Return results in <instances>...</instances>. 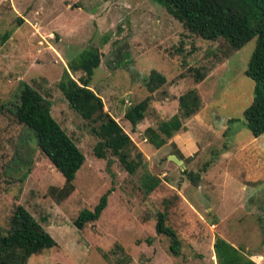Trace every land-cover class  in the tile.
I'll list each match as a JSON object with an SVG mask.
<instances>
[{
  "label": "rangeland",
  "instance_id": "1",
  "mask_svg": "<svg viewBox=\"0 0 264 264\" xmlns=\"http://www.w3.org/2000/svg\"><path fill=\"white\" fill-rule=\"evenodd\" d=\"M255 42L232 50L223 39L203 40L152 0H0V234L19 205L56 244L26 264H216L215 238L264 264V133L253 138L241 116L252 100L254 84L244 71ZM87 49L100 54L88 88L131 140L129 157L139 161L132 174L109 151L95 157L94 125L57 88L67 63ZM151 71L165 82L148 93ZM24 86L49 103L51 117L84 156L66 197L34 132L12 115ZM189 90L199 98L198 111L167 140L197 145L193 158L180 154L181 170L167 159L175 145L154 149L144 130L177 114L178 97ZM145 98L144 117L132 130L123 114ZM182 171L197 173L198 186ZM145 174L161 180L149 194L141 185ZM107 190L99 218L76 229L78 214ZM178 193L193 210L176 202ZM162 211L180 241L178 256L154 233L153 215Z\"/></svg>",
  "mask_w": 264,
  "mask_h": 264
},
{
  "label": "trees",
  "instance_id": "2",
  "mask_svg": "<svg viewBox=\"0 0 264 264\" xmlns=\"http://www.w3.org/2000/svg\"><path fill=\"white\" fill-rule=\"evenodd\" d=\"M108 1V0H102ZM161 6L174 20L179 22L184 31L203 40L223 39L230 49L237 50L249 40L255 38V47L248 60L244 75L253 82L252 100L242 111V124L253 138L264 133V0H152ZM7 35H4V38ZM100 62V54L95 49L82 51L74 60L69 61L57 83V88L69 107L83 120L94 125L93 134L98 141L93 154L98 159L105 157V151L115 156L128 174L139 166V161L129 157V150L134 147L121 127L103 111L101 99L88 88V84ZM80 73L74 80L72 74ZM196 80L202 77L196 71ZM165 82L163 76L151 71L145 80L148 93ZM148 98L130 106L123 118L133 130L140 123L146 111ZM178 113L166 121H161L155 128L144 130L146 142L154 149L162 147L177 132L184 130L183 120L196 114L199 98L195 90H189L178 97ZM50 105L27 86L18 95V102L12 107L16 122L34 132L36 145L40 153L49 161L54 170L64 180L62 197L73 190L75 173L84 162V156L65 131L51 117ZM174 155L181 159L178 151ZM137 159L141 154L135 155ZM206 167V165H204ZM27 173L24 174V176ZM193 187L198 186L199 175L182 171ZM146 194L152 192L161 180L145 174L141 181ZM110 190L102 194L92 210L81 211L73 225L81 230L86 224L95 222L106 207ZM176 202L180 198L176 195ZM154 233L169 240L168 251L178 256L180 241L176 232L166 224L165 211L156 212ZM264 226V224H263ZM53 238L21 206L17 205L7 222L6 231L0 234V264H26L28 259L55 247ZM119 248V247H118ZM120 249V248H119ZM213 254L216 264H254L244 257L239 250L221 238H215Z\"/></svg>",
  "mask_w": 264,
  "mask_h": 264
},
{
  "label": "crops",
  "instance_id": "3",
  "mask_svg": "<svg viewBox=\"0 0 264 264\" xmlns=\"http://www.w3.org/2000/svg\"><path fill=\"white\" fill-rule=\"evenodd\" d=\"M146 142V141H145ZM168 143H173L176 147V150L183 155V157L186 158H193V154L196 153L197 151V145L195 144V142L193 141V144H189V141H167ZM191 142V141H190ZM161 148V147H160ZM225 152L222 154V156H225ZM169 156V155H168ZM167 156V157H168ZM222 157V158H223ZM184 161H182L183 163ZM184 164V163H183ZM179 198H180V204L182 206H184V208H186L187 210H193L190 205H187V203L185 202L184 198L182 197V195L180 193H178Z\"/></svg>",
  "mask_w": 264,
  "mask_h": 264
},
{
  "label": "water",
  "instance_id": "4",
  "mask_svg": "<svg viewBox=\"0 0 264 264\" xmlns=\"http://www.w3.org/2000/svg\"><path fill=\"white\" fill-rule=\"evenodd\" d=\"M167 159H169L170 161H172L173 163H175L176 165H178V167L182 170L183 169V163L181 160H179L177 157H175L174 155H169L167 157Z\"/></svg>",
  "mask_w": 264,
  "mask_h": 264
}]
</instances>
